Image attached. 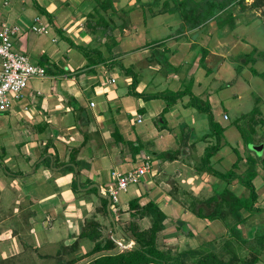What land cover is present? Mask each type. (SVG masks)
I'll return each instance as SVG.
<instances>
[{"label": "crops", "instance_id": "obj_1", "mask_svg": "<svg viewBox=\"0 0 264 264\" xmlns=\"http://www.w3.org/2000/svg\"><path fill=\"white\" fill-rule=\"evenodd\" d=\"M36 1L49 16L42 14L33 0H0V31L6 29L10 34L15 50L45 67V73L30 78L20 97L11 98L9 109L0 112V264H87L103 255L131 250L135 246L131 223L143 230L154 221L162 224L154 237L156 246L165 255L178 256L184 264H192L209 251L222 259L231 253L240 259L247 256V244L232 239L222 219L201 218L189 208L193 198H201V189L207 192L205 199L224 188L240 197L248 194L242 184L220 180L196 161L197 151L191 149L196 150L195 135H191L192 124L187 122V116L195 113L191 98L182 94L165 103L140 96L164 93L170 84L181 80L188 79L193 84L195 75L196 87L191 88L194 96H202L207 87L198 74L227 72V55L241 41H247L246 33L245 37L241 34L230 39L219 34H232L241 24H237L240 13L235 10L240 7L229 6L231 26L218 25L215 20L226 17L225 10L197 26H186L182 13L177 15L175 0H167L165 5V0H112L117 14L112 15L110 9L102 14L111 17L116 25L108 35L94 39L95 35L86 31L85 21L95 0ZM148 1V6L138 5ZM168 18L182 25L161 36L158 28L172 29ZM256 18L243 23H252ZM149 30H153L155 39L140 43L141 34H148ZM64 37L86 47L87 53L70 45ZM106 38L117 43L109 48V43L103 44ZM94 49L100 50L101 60L91 59ZM258 57L251 64L261 60ZM117 61L122 63L120 68ZM140 61L155 74L146 79L137 72L125 73L127 65L138 67ZM111 62L116 64L108 68ZM116 67L123 73L126 88L118 84ZM157 73L164 80L153 83ZM112 77L114 82L110 81ZM240 78L238 75L235 81L243 84ZM235 96L241 100L235 105L239 109L243 95ZM207 100L214 104L216 98L209 94ZM224 114L222 117L228 119ZM138 116L141 122L163 116L169 127L152 126L142 134L144 130L135 125L141 123L136 122ZM212 117L214 121L213 114ZM208 132L201 141L206 138V144H215L214 135ZM178 133L185 134V143H176ZM254 135L260 137L256 131ZM228 137L237 143V148L217 155L213 164L210 158L209 164L214 168L226 156L225 168L237 162L235 171L241 173L252 153L247 156L236 131L227 128L222 130L219 149L230 144ZM129 142L141 146L134 158ZM169 148H179L182 153L176 150L167 155V160L154 159ZM192 153L195 161L187 159ZM143 160H149L151 168L139 182L117 191L109 213L107 199L92 184L99 186L100 193L109 194L116 184L113 172L126 171ZM66 164H71L73 170L64 169ZM174 164L176 167L169 170ZM2 165L9 175L2 172ZM255 168V206L264 208V162ZM135 200L138 207L131 205ZM150 200L158 212L147 204ZM240 213L247 219L237 227L251 244L257 231L264 227V210L251 215L245 210ZM228 239L232 241L226 245ZM262 259L259 256L255 264H263Z\"/></svg>", "mask_w": 264, "mask_h": 264}, {"label": "rangeland", "instance_id": "obj_2", "mask_svg": "<svg viewBox=\"0 0 264 264\" xmlns=\"http://www.w3.org/2000/svg\"><path fill=\"white\" fill-rule=\"evenodd\" d=\"M201 1H204V0H201ZM174 2H176V0ZM251 2L252 0H244L243 2L244 7H240L239 9L235 8V10L240 13V15L238 16L237 24L239 23L241 24L235 28L232 34L231 33L229 34L226 32L219 33L220 36L223 35V37L226 36V38H229V39L235 35L240 36L241 34H243V36L245 37V35L247 34L248 38L245 37L247 41L245 42L241 41L240 44H238L236 48L233 51H230L229 55H227L225 59L226 61H224V65L228 66V69H229L227 72L224 71L220 75H215L211 71L206 75L204 71L203 74L201 75L198 74L197 77L202 79V81L205 82L206 87H207V88L204 87L203 91L204 90L206 91L204 92L202 96L200 95L198 96V94L194 96L195 95V93L193 92L194 89L192 90L191 88V85H194L196 87V80H197L196 75L193 78V84H191V81H188V79L181 80L180 83L170 84L169 89L166 90L164 93H161V92L146 93V95L155 94L154 97H150V98L162 99L164 102L166 101L165 103H169L170 100H174L175 98L178 97V96H174L175 93L176 94L178 93V95L180 96L179 93L186 90L184 95L186 96L187 99L189 97L191 98L190 101L192 100L191 103L194 104V108H195L194 110L195 113H193L191 117L187 116V122L192 124L191 130H193L194 132V133H191V135L194 134L195 135L194 140H196V143H195L196 150H195V147L193 148L191 147V149L193 152L197 151L198 158L196 161L201 162V165H203L206 148L208 147L207 150H209V148L212 147L211 145H213L211 141H209V143L206 144L207 141H204V139L206 138L203 139V142L200 139L202 135H204L205 133H209L208 132L209 130L212 133L214 131L209 121V117H208L209 113H212L214 115V122H217L222 129L225 128L226 130L227 128V129L236 131V133L238 134V141L240 142L239 144L243 152L247 156L250 154L249 152H251L252 153L251 157L256 159L255 167L257 166V164L261 165L263 162L261 161L260 158L263 157L264 155V147H263L262 155H258L251 148V144H259L261 142H263L264 144V4L262 6L253 7ZM183 10L185 9L184 8L179 9L177 15L179 16L180 13H183L181 12ZM146 13L148 12L146 11ZM185 14L188 15L189 13L186 12ZM194 14L197 15V12H194ZM227 14H229L228 11H227ZM180 15L182 16V14ZM174 16L176 15L174 14ZM253 16L258 17V18L254 19L252 23H248V22H247L248 24L245 22L243 23L244 20H247V19L249 20ZM163 17L164 16H162V18ZM167 17L168 16H166V18ZM168 19H169L168 22L169 24H171L172 29L170 31L169 28L167 29H165L164 27L158 28L157 31L161 32L160 34L161 36L165 34H170L172 33V31L175 32L182 25L181 22L178 24L174 19H171V18H168ZM220 19L221 17L218 16L216 17L215 20L219 21ZM147 22L151 23L150 19H148ZM182 22H184L186 26H189L192 24L191 20L184 19V18L182 19ZM153 27H156V26H153ZM152 33H153V30H149L148 34H141V39L139 40V42L143 43L151 39H155L156 36H154ZM157 36H159V34ZM100 40L103 41V38ZM107 41L110 42L109 39H107ZM256 57L260 58L261 60H258L255 63L251 64L252 63L251 60ZM145 61L147 62L146 59ZM117 64L119 68L122 66L121 65L122 63L119 61H117ZM143 64L144 62L140 61V64L137 63L138 67L134 65L132 66L127 65V67L130 68V71L133 72V74L137 72L139 73V75H142V76L144 75V78L146 77V79L150 78L152 75L155 74V71L151 70L150 69L151 67H148L147 64L146 65H143ZM199 64L201 66L202 62ZM118 67H116L115 69L117 72L116 77H118L117 79L118 84L126 88L127 85L124 84L125 82H124L123 73ZM238 75L241 77L240 80L243 81V84H239L238 83L240 82L239 80L235 81V78ZM232 77L233 78L235 77V78L233 79ZM163 80L164 78L162 77V75L157 73L155 76V79L153 80V83L155 81L161 82ZM175 87H177L178 90L181 89L182 91H177L173 89ZM190 90H192V92H190ZM148 91H151V89H149ZM238 93H242L243 95L242 96L243 105L239 109L235 106L239 103V101H241L240 99H238V97L235 96ZM209 94H213V96H215L216 101H214V104L209 103V101L207 100V96ZM8 96L13 98L12 93H8ZM223 113H226L228 115V119H224L222 117ZM157 119L158 118H154L153 120H150L147 118L142 119L141 123H136L135 125L137 126V128L139 127L140 130H144L142 134H146L148 132L146 129L151 128L152 126L159 127L157 123ZM162 126L169 127V124L166 118H164V122ZM254 131L258 132L260 137H256L257 135H254ZM229 140L228 142H230V144L225 145L221 149L218 148L219 149L218 151L216 150L211 154L210 158H211L212 164L215 163L216 160H218L217 155L219 154L223 155L224 153H227L229 150H231L233 147L237 148V143L235 141L233 142L232 139H229ZM186 141L187 139L185 140L184 133L177 134V139H176L177 144L180 145L181 143L183 144ZM176 150H178L180 154L182 153V151H180L179 148ZM176 150L175 148H169L165 150L164 152H160L159 154H156L157 156H155L154 159L160 160V161L167 160L168 159L167 155L169 153L171 155L175 154ZM233 152L235 153V151ZM193 155L194 154L192 153V155L188 156L187 159L195 161L196 157L195 156L193 157ZM225 159H226V156L224 157V159H222L221 164L216 163L217 165H219V167L217 165H213L214 168L220 169L222 171L229 169L230 167L225 168L227 166ZM174 167H176L175 164L172 165L169 168V170H172ZM1 169L4 174H7L9 172V170H6L5 168H3V165L1 166ZM10 172L13 173V171H10ZM7 175H9V173ZM91 189H94V187H92ZM198 193L200 194L199 197L201 198L207 195V192L205 191V189H201ZM251 244H254V242ZM243 252L244 250L241 249L240 253H243ZM260 257L264 259V250L261 253ZM150 262L153 263L157 261H150Z\"/></svg>", "mask_w": 264, "mask_h": 264}, {"label": "trees", "instance_id": "obj_3", "mask_svg": "<svg viewBox=\"0 0 264 264\" xmlns=\"http://www.w3.org/2000/svg\"><path fill=\"white\" fill-rule=\"evenodd\" d=\"M244 0H204V1H194V0H179L175 3V8L182 9L184 8L182 12V17L184 19H188L192 21L193 26H197L201 24L202 22L216 16L221 11H228L229 12V6L232 4H236L238 7H244L243 5ZM34 6L42 13L49 16L48 11L40 5L36 0H33ZM169 2L167 0L163 1V4H168ZM150 3H138L140 6H148ZM253 7L262 6L264 4V0H252L251 2ZM188 6V7H187ZM107 9H110L112 15L117 14L118 10L115 9L113 6L112 0H95V4L92 7V11H90L87 14V20L85 21V27L86 31L90 34L95 35L94 39L98 37H103V35H108L110 29L114 27L115 22L111 17L106 18L102 12H105ZM228 9V10H227ZM123 11V10H119ZM188 12L189 14H185ZM194 12H197V15L194 14ZM227 16L224 18H221L219 21H217L218 25L223 24H233L232 19V13L229 12V14H226ZM189 17V18H187ZM230 25V26H231ZM110 37V36H109ZM66 38L68 40L69 44L73 47L77 48L84 54L87 53V48L78 45L74 43L71 39ZM107 39L110 40V42H107ZM107 43L109 48L112 46V44H116V40H111L110 38H106V41H104V45L107 46ZM95 55L92 56V60L96 61L101 60L103 57L101 55L100 50L97 49V51L93 50ZM116 63L111 62L108 64V68L114 66ZM110 66V67H109ZM126 74L133 73L130 71V68H126L125 70ZM133 92V91H132ZM134 94H137L136 92H133ZM180 95L184 94V92L179 93ZM140 96L143 97H154L153 95H146V94H140ZM174 96H179L178 93ZM209 121L212 126V129L214 130L212 135L215 137V144L211 145L212 147L209 148V150L205 151L204 161H203V170L207 173H210L220 180H223L227 183H231L233 181H236L240 184H242L247 190L248 194L245 197H240L235 195L231 190L228 188H224L219 193H213L211 196L207 197L206 199L202 198H193L192 201L189 204L190 210L196 215L201 218H208V219H214V218H220L224 221L226 226L229 229V234L233 238H237L240 243L247 244V247H249L248 255L243 258H238L234 253H231L229 257L222 259L217 255L214 251H209L205 253L202 257L195 260L192 264H255L259 256L264 250V227L257 231V233L252 238L254 244L247 243V240L242 236L239 229H237V225L239 223L245 222L247 219L246 216L241 215L240 210H245L248 212L249 215L256 211H263L264 208H260L255 206L256 200H257V193L255 190V186L252 182L254 176L256 175V168L255 163L256 159L252 157L246 158L247 166L245 170L241 173H237L235 171V168L237 166V162H234L231 166V168L220 171L216 168H213L209 164V158L211 157V154L218 150L219 148V140L222 135V128L219 124L213 121L212 114L209 113ZM160 118L162 120H160ZM164 122L163 116L159 117L157 119V123L159 126H162ZM130 148H131V155L134 158L136 153L140 151V144L137 142H129ZM1 158V157H0ZM261 161L264 162V155L260 158ZM64 169L73 170V166L71 164H66V166L63 167ZM74 187L76 188V183H74ZM148 205L154 206L155 211L158 212V207L153 205L154 203L150 200L147 203ZM131 205H136L138 207L137 201H132ZM231 217V220L229 218ZM131 232L133 235V239L135 241V246L131 248L129 251L125 252H119L115 253L113 255H103L100 257H97L96 259L90 261L87 264H148L150 261H157L159 263H166V264H184L178 256H171V255H165L162 253V251L156 246L155 244V234L157 230L160 229L162 224L160 222H153L151 226H149L147 229L140 230L138 229L134 223H131ZM232 239L226 240V245L231 244ZM250 242V241H248Z\"/></svg>", "mask_w": 264, "mask_h": 264}, {"label": "built area", "instance_id": "obj_4", "mask_svg": "<svg viewBox=\"0 0 264 264\" xmlns=\"http://www.w3.org/2000/svg\"><path fill=\"white\" fill-rule=\"evenodd\" d=\"M44 73V66L14 49L13 39L6 29L0 31V112H6L11 105V97L8 93L13 94V99H18L29 79ZM110 81L114 82L115 79L112 77ZM89 104L93 106L94 102L90 101ZM136 122H141L140 116L136 118ZM150 166L149 160H143L126 171H114L116 184L114 189H109L111 201L116 200L118 190H125L130 183L139 182L151 168ZM118 244L121 245L120 242Z\"/></svg>", "mask_w": 264, "mask_h": 264}, {"label": "water", "instance_id": "obj_5", "mask_svg": "<svg viewBox=\"0 0 264 264\" xmlns=\"http://www.w3.org/2000/svg\"><path fill=\"white\" fill-rule=\"evenodd\" d=\"M160 120H162L160 118ZM263 147L264 144L263 142L259 143V144H251V148L258 154V155H262L263 152ZM34 168V166H33ZM56 168V167H55ZM92 186H94L97 189V193L101 195V197H104L107 199V204H106V208L107 211L110 213V205H111V196L109 194H105V193H100L99 191V186L97 184H92Z\"/></svg>", "mask_w": 264, "mask_h": 264}]
</instances>
